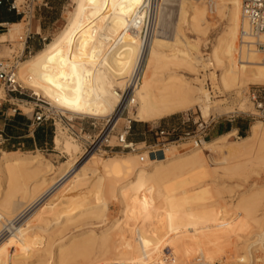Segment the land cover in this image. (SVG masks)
I'll return each instance as SVG.
<instances>
[{
  "label": "bare ground",
  "instance_id": "bare-ground-1",
  "mask_svg": "<svg viewBox=\"0 0 264 264\" xmlns=\"http://www.w3.org/2000/svg\"><path fill=\"white\" fill-rule=\"evenodd\" d=\"M145 1L75 0L63 30L17 64L16 81L59 111L90 117L119 115L125 100L133 104L137 97L134 117L145 122L194 107L207 118L230 111L229 104H220L223 99L219 103L212 99L206 77L216 90L234 92L236 99L243 87L264 85L261 53L240 45L242 0H179L174 19L172 0H159L150 38L143 42L142 25L136 20L147 16L142 8ZM214 10L226 24L210 55L204 57L199 38L212 27L208 12ZM125 21L121 42L111 40L117 24ZM186 30L196 39L186 36ZM25 36L20 38L22 51ZM99 66L102 71L96 69ZM1 93L5 94L4 88ZM222 138L201 139L194 144L199 146L183 154L172 152L180 147L173 145L160 158L145 154L132 178L123 183L107 174L108 162L97 160L96 154L80 161L68 157L54 169L41 154L2 151L0 257L11 252L10 257L17 259L31 250L52 257V264H194L197 260L264 264V246L249 247L255 242L249 244L250 233L264 232V184L252 183L237 198L227 200L221 188L215 189L217 182L196 183L217 169H222L223 177L245 180L246 170L264 164V122L253 124L245 137ZM54 144L60 147V133ZM62 149L68 155L79 152V146L68 140ZM185 178L190 181L185 183ZM195 184L198 188L192 190ZM44 188L45 193L38 195ZM111 200L118 202L120 216L96 232L94 225L106 217ZM22 203L26 206L20 210ZM74 225L82 228L57 240L55 248L49 236L44 243L28 240L41 237L51 226L60 228L56 234H61Z\"/></svg>",
  "mask_w": 264,
  "mask_h": 264
},
{
  "label": "rangeland",
  "instance_id": "rangeland-1",
  "mask_svg": "<svg viewBox=\"0 0 264 264\" xmlns=\"http://www.w3.org/2000/svg\"><path fill=\"white\" fill-rule=\"evenodd\" d=\"M11 1H15V4L17 5L18 11H19L17 12V10H11V12L16 13L17 15L21 16L18 22L22 19L23 10L26 12L28 8L30 9V11L29 13H26L25 17L22 20L23 22L20 25H12V24L6 25L5 29L0 32V36L5 35L4 38L0 37V59H6V60H13L15 56L18 57L19 55L23 53L22 51L23 40H21L20 38L21 37L24 38L26 31H29V30L33 33L34 37L32 39L35 41V43H37L38 47L35 48L33 47L35 46V44L28 43L29 48H26L24 50L22 60L27 59L30 55L37 52V50L43 48L46 43L51 41L56 35H58L63 30L64 26L68 22L73 12V8L75 5V0H11ZM178 3H179V0L171 1L170 8L172 10V13H171L172 19H174L173 17H175ZM217 12L215 10L212 12L211 11L208 12V15H210V21L212 23L211 24L212 27L209 28L205 37L199 38L200 39L199 40V51L201 54L205 55L204 57H207L205 53L210 55L212 46L214 45L218 35H220V33L222 32L226 24V21L223 18H220V16L218 15L219 13ZM99 21L101 22L102 19L101 20L99 19ZM118 24H117V28L115 27L116 28V31H114L115 34L111 36V40L116 41L115 39H119V41L118 40L117 41L118 43H120L121 42L120 40L124 36V33L126 31L128 22L125 21L124 23H118ZM100 25L101 24L99 23V26ZM8 29H9V32H8ZM36 31L40 34H35ZM141 32H142V26H141ZM40 36L46 39L41 40ZM186 36H188L190 39L191 38L196 39V35L192 32H189V30H186ZM2 40H5V41H2ZM80 46L83 49H86L87 47L84 44H81ZM107 48L110 54L111 53L109 49L110 47H107ZM259 56L263 59V56L261 54H259ZM96 69L99 71L103 70L102 67L100 66H99V69L98 68ZM211 70H214V69H211ZM216 73H219V70H217ZM204 84H205V87L209 90L210 96L212 97V99L215 100V102L218 100L217 103L221 101L220 103L221 105L229 104L228 106L231 107V109H229L230 111L226 110L228 111L226 113L225 111L224 112L217 111L220 113L214 112L212 113L211 116L207 118L202 115L198 107H194L187 111L179 112V113H176L170 116H166V117L159 118V119H154L151 121H146V122L137 121L134 117V114L138 106V99L137 97L134 96L136 98L135 102L133 104L127 105L128 100L126 99L125 100L126 102L123 103V105H121V107L119 108V111H118L119 115L114 116L115 118H118L119 116L117 127H121L124 123H126L125 118L129 116L130 118L134 120V122L131 125L132 130H131V135L129 136L130 140L140 142V144L142 141L146 140V144H145L146 146H149V144L151 146H155L157 144V138L154 133L156 128L165 127L167 126V124L177 121L179 118L186 116V115H189L192 117V119H195L198 121H202V120L207 121V124L214 121L212 122V125L209 131H206V134H208L206 140L208 141L217 140L222 137L228 138L229 136H230V140H237L238 139L237 137H245L249 135L253 124L259 121L264 122V120L255 119L254 117L249 115L254 111L253 106L247 97L248 88L251 87L252 85L243 87L241 89L240 98L236 99L234 92L227 94L223 91L220 92V90L218 89L216 90L212 86L211 80L208 79V77H206ZM3 88L4 86L0 83V89H3ZM115 90L118 93H120V95H122L121 89L115 88ZM1 94H0V102L7 103V104L6 105L2 104V106H0V158L2 157V151L14 152L15 154L16 153L26 154L28 156L41 154L42 157L46 158L49 162H51L52 165H54L53 166L54 169H58L60 165L68 159V157L74 158L75 160L77 159L80 161L84 157L83 152H84L86 141L82 139H76L70 133V130L68 129V124H67L68 119L69 120L73 119L72 121H68V122L74 125L75 128L79 129L82 125L85 127L83 135L88 140L89 136L94 137L98 133L101 125L105 122L106 119H108V117H110V115L108 116V113H105L103 117H90V116L76 114V113L62 112L56 109L57 111L62 113L64 115L62 116L65 117L66 119L64 118L63 121H60V119L56 118L55 122L54 120H49V121H46L40 124L38 127L36 126L30 127L29 125L30 122L29 120H27L26 116L16 114V116L22 117V119H17L15 122L13 121L8 122L5 120H7L8 118L9 119L13 118L12 115L13 113H15L13 109L15 108L18 109L17 111L31 116L32 113L38 110V108L36 107L37 102L42 103V105H44L45 108H49L53 110H55V108H53L48 103V101H46L45 99L35 96L33 92L27 88L21 87L19 88L18 91L13 93L12 96H14V99L12 98V96L6 95V93L5 94L1 93ZM15 97L22 98L23 100L15 99ZM129 97L130 98L132 97V93L130 94ZM220 99H223V100H220ZM5 101H12V102H5ZM115 105H117V103ZM242 112H245V113H242ZM91 122H95L97 126L96 127L91 126L90 125ZM216 123L224 125L226 127V131L218 136H214L212 133L213 127ZM240 125H242V128L238 131L237 127ZM33 130H35L34 135H32ZM57 133H60L61 135V145L59 148H55L56 145L54 144V141H53L54 136ZM199 134H201L200 127H198L197 133L192 134V136H190L188 139H184L183 141H179L177 143H169L165 145L164 148H169L172 145L176 147L180 146V147L173 149L172 152L175 151V152H180L182 154L186 153L190 149H193L199 146V144L196 146L193 144L195 137H197ZM50 137H51V140L49 141ZM66 140L70 141L72 144L78 145L79 152L74 153L73 155H68L67 153L63 152L64 150L62 149V145ZM46 141H47V144L44 143ZM127 152L129 151L114 152V153L101 152V153L96 154L97 160L101 162L102 161L108 162L107 174L108 173L113 174V179L118 181L119 183H123L131 179L133 176V172L139 165L138 161L140 160V158H142V156L145 154L148 155L147 153H142V152L141 153L131 152V154H128ZM168 155H170V152L168 153ZM221 170L222 169H217L216 174L215 172H213L211 175H208V177L206 175L200 176L201 179L203 180H201L198 177H197L198 180H196L195 178L196 183L202 182L201 184H203L206 182L207 183L217 182V185H216L217 187L215 189L221 188L219 190H221L222 196L226 197L227 200H229L230 197H232L233 195H234L233 196L234 199L237 198V196L243 191H245L247 188H249L252 185V183L257 184L258 186H261L264 184V164L252 165L248 170H246L245 173L247 172L248 177L246 175L245 178L247 177V179L243 178L245 180H242L238 177L237 178L236 177H229V178L223 177L221 176L222 175ZM184 180H185L184 182L186 183L187 179L185 178ZM197 185L198 184H195L192 190H196L198 188ZM44 190L45 188L42 189L38 195L44 192ZM160 190H163L160 192V195L161 196L165 195V190L163 186L161 187ZM4 191L5 189H4L3 179L0 176V197ZM180 196L181 195L179 194L178 197ZM209 198L206 199V201L208 203H211L213 199L211 198L209 200ZM204 201H201V202H204ZM25 206L26 204L22 203L20 210L25 208ZM119 214H120V206L118 205V202L111 200L108 203V211H107L106 217L100 221L99 220L96 221L94 225L96 232H99V230L104 229L106 225L109 223V221H111L112 219L114 220V218L116 219V217L118 218L120 216ZM53 228H56V229L53 230ZM81 228L79 225L69 226V228L67 227V230H65L64 232L61 231L63 233L56 234L57 233L56 230L58 231V229L60 230V228H57V226L55 227L51 226V227H48V230L47 229L43 230L44 235H41V237L28 238V240L33 239L32 241L34 242L39 241L41 243L42 242L44 243L45 239H47L49 236V238H51L50 241L54 246L53 248H55V245L58 242L57 240L59 241L65 240L64 238H67L71 234L77 233ZM255 233L256 232L250 233L249 235V244L253 240L255 241L254 243L250 244L249 247L255 244H258V243L264 246V232L256 233V234ZM53 234L56 235L55 236L56 238H54V240L52 239ZM41 247H42V244L39 243L38 248H41ZM36 253L37 252L33 253V251L29 250L23 256L16 259L15 258L16 256L10 257V254H12L11 252H8V253L5 252V254L3 253L1 254L0 258L1 260H8V262H11V264H52L51 263V261H53L52 257L46 255L47 257L46 258L45 256L43 257L41 256V254H38V253L36 254ZM6 254H8L9 256ZM41 258L43 259L41 260ZM45 259L46 261H44Z\"/></svg>",
  "mask_w": 264,
  "mask_h": 264
},
{
  "label": "built area",
  "instance_id": "built-area-1",
  "mask_svg": "<svg viewBox=\"0 0 264 264\" xmlns=\"http://www.w3.org/2000/svg\"><path fill=\"white\" fill-rule=\"evenodd\" d=\"M159 0H146L142 5V8L147 10V16L142 19H137V23L141 22L142 25V38L143 42H148L150 38V31L152 25L153 14L156 10ZM3 4V0H0V5ZM8 9L17 10V5L15 1H8ZM30 9L27 8L26 12L23 10L22 19L25 17L26 13H29ZM242 16L243 25L241 28L240 35V45L253 47L258 50L263 56L264 60V0H242ZM7 23H0V32L5 29ZM34 37L33 33L29 30L26 31L25 42L26 48L28 47L29 40ZM41 37V36H40ZM46 38L41 37V40ZM24 49V50H25ZM24 51L18 57H14L13 60L0 59V83L4 86L6 95L12 96L13 93L21 88V85L16 81V66L22 60ZM207 54V53H205ZM248 100L251 102L254 111L249 114L255 119L264 120V85H252L248 88L247 93ZM128 105V103H127ZM37 111L33 113V124L40 125L46 121L54 120L56 118L63 121L65 117L62 113L56 109L45 108L42 103H36ZM124 107V106H123ZM245 113V112H242ZM63 115V116H62ZM66 119V118H65ZM126 123L121 127H117L118 118L108 117L105 122L101 125L98 133L92 137L89 136L88 140L84 137L85 127L82 125L79 129L75 128L74 125L70 124L68 121L73 119H68V129L70 133L76 139H82L86 141L83 156L104 153H114V152H138L147 153L151 157H160L165 153V145L169 143H177L188 139L192 134L197 133L198 127L201 129V134L195 137L193 144L195 142H200L201 139L207 138L212 122L207 124V121H198L192 119L191 116L186 115L179 118L177 121L167 124L165 127H157L154 131L157 144L155 146H146V140L140 142L130 140L132 123L134 120L127 116ZM96 127L95 122L90 124ZM169 141V142H168ZM140 146V148H139ZM142 146V147H141ZM194 264H209L203 260H197Z\"/></svg>",
  "mask_w": 264,
  "mask_h": 264
},
{
  "label": "crops",
  "instance_id": "crops-1",
  "mask_svg": "<svg viewBox=\"0 0 264 264\" xmlns=\"http://www.w3.org/2000/svg\"><path fill=\"white\" fill-rule=\"evenodd\" d=\"M8 6V1L7 0H3V5H1L0 6V23H7V25L9 24V25H11V24H16V23H19V22H21L23 19H21L19 22H18V20L20 19V15H17L16 13H13V12H11L9 9L8 10H6V7ZM17 21V22H16ZM42 29V28H41ZM38 30H40V29H38ZM35 34H40V33H38L37 31H36V33ZM40 39H41V37H40ZM30 43H32V44H35V46H33V47H38V45H37V43H35V41L33 40V39H30L29 40V44ZM40 50V49H39ZM38 51V50H37ZM12 98L14 99V96H12ZM15 99H18V100H23L22 98H18V97H15ZM5 102H12V101H5ZM2 104H4V105H6L7 103H1L0 102V106H2ZM18 109L17 108H15V109H13V111L15 112V113H13V115H12V119H7V120H5V121H8V122H10V121H13V122H15L17 119H22V117H18V116H16V114L17 115H22V116H26V118H27V120H29V122H30V127L31 126H36V127H38L39 125H34L33 124V113H32V115L30 116V115H28V114H25V113H22V112H19V111H17ZM242 128V125H240V126H238L237 127V130L239 131L240 129ZM36 130V129H35ZM35 130H33L32 131V135H34V133H35ZM226 131V127L224 126V125H221V124H218V123H216L215 125H214V127H213V131H212V133H213V135L214 136H218V135H221L222 133H224ZM51 140V137L49 138V141ZM54 141V140H53ZM44 143H46L47 144V141L46 142H44Z\"/></svg>",
  "mask_w": 264,
  "mask_h": 264
},
{
  "label": "trees",
  "instance_id": "trees-1",
  "mask_svg": "<svg viewBox=\"0 0 264 264\" xmlns=\"http://www.w3.org/2000/svg\"><path fill=\"white\" fill-rule=\"evenodd\" d=\"M1 5H3V4H1ZM1 5H0V6H1ZM5 7H6V6H5ZM8 7H9V6L6 7V10H8Z\"/></svg>",
  "mask_w": 264,
  "mask_h": 264
},
{
  "label": "snow or ice",
  "instance_id": "snow-or-ice-1",
  "mask_svg": "<svg viewBox=\"0 0 264 264\" xmlns=\"http://www.w3.org/2000/svg\"><path fill=\"white\" fill-rule=\"evenodd\" d=\"M132 2H133V3H135V2H136V0H132Z\"/></svg>",
  "mask_w": 264,
  "mask_h": 264
}]
</instances>
